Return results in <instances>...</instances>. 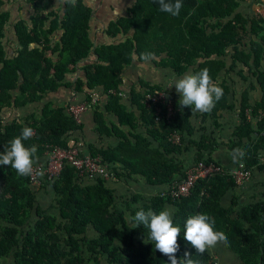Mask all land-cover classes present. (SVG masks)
Instances as JSON below:
<instances>
[{
	"label": "trees",
	"instance_id": "16d2710c",
	"mask_svg": "<svg viewBox=\"0 0 264 264\" xmlns=\"http://www.w3.org/2000/svg\"><path fill=\"white\" fill-rule=\"evenodd\" d=\"M58 1L28 0L34 15L30 21L15 23L18 43L8 51L4 39L12 15L5 10L6 0H0V153L24 127H30L34 136L24 144L37 147L36 164L44 162L47 150L57 147L77 149L84 156L78 143L71 142L82 132V124L65 107L44 102L59 88H70L73 84L68 76L82 67L84 76L76 81L75 92L85 93V101H90L89 92L101 88L107 97L104 108L101 103L90 107L96 132L115 134L120 139L118 145L107 149L90 145L91 157H100L115 180L141 176L150 186L163 189L147 199L140 195L121 197L118 208L107 179L80 177L68 164L55 181L43 183L42 190L51 192L54 202L46 210L39 204V191L32 187L30 177H20L14 169L0 166V264L8 259L13 264H170L148 240V229H133L126 219V214L134 216L141 207L158 214L166 206L177 209L173 221L181 229L178 259L189 252L195 264H215L208 251L198 255L183 236L188 217L207 214L215 221V230L227 235V247L239 256L241 264H264V202L237 209L234 198L226 208L223 198L238 187L230 171L200 181L188 197L176 200L169 195L190 167L199 163L217 165L213 153L220 146L230 155L237 148L244 151L243 171L264 173V96L255 106L244 97L240 123L227 142L206 135L187 141L194 135V112L180 108L179 99L173 95L175 114L168 118L162 107L156 120V109L149 108L145 99L163 88L141 82L145 92H132L140 118L129 111L124 96H120L123 71L134 60L144 62V53H153V60L160 59L159 66L179 76L207 68L213 82L224 91L214 109L205 113L218 127L222 113L233 109L230 88L219 80L221 72L230 74L239 64L248 66L252 56L253 67L258 68L264 59V18L260 13L249 17L240 11L243 4H258L260 0H183L178 17L161 12L154 0H136L128 16L111 23L108 30L109 36L122 35L125 39L95 49L89 36L91 9L82 0L75 6L64 2L63 8L55 9ZM59 31L62 36L53 43ZM250 37L248 51L245 45ZM92 57L96 61L85 64ZM229 57L232 63L227 67ZM256 72L264 92V74ZM40 104L41 113L31 112L24 119L15 114ZM106 113L114 114L117 123H107ZM141 125L147 130L145 135L136 133ZM123 127L131 130L128 135ZM174 134L180 136L179 144L172 141ZM153 141L158 142L157 148ZM190 147L196 152L195 162L186 168L179 155Z\"/></svg>",
	"mask_w": 264,
	"mask_h": 264
},
{
	"label": "crops",
	"instance_id": "0c3cea01",
	"mask_svg": "<svg viewBox=\"0 0 264 264\" xmlns=\"http://www.w3.org/2000/svg\"><path fill=\"white\" fill-rule=\"evenodd\" d=\"M83 3L91 9L92 16L89 23V36L94 44V49L103 44H112L116 39L120 41L125 39V36L117 35L113 38L108 35V30L111 23L118 21L121 18L128 16V10L132 8L136 0H82ZM65 0H60L56 3L55 9L63 8ZM5 10L11 12V21L7 25L5 31V44L8 51H13L17 46L18 40L14 31V25L19 20L30 21L34 10L28 0H6ZM261 10V11H260ZM263 10V11H262ZM242 15L252 16L254 13H260L264 18V0H260L258 4L255 2H247L240 8ZM61 16L63 14L61 13ZM62 36V31H59L53 37V43L59 41ZM246 41L245 48L249 51L250 40ZM34 47V46H33ZM160 59H151L149 61L138 62L134 60L122 73L123 86L121 87L124 95V102L128 106L129 111L133 112L136 117L140 118L141 111L138 106L132 102V92L144 93L145 89L142 88L141 82H146L152 86L163 88L164 91L170 93L175 98L180 99L173 86L175 79L182 76L177 75L170 68H163L157 64ZM253 56L248 66L239 64L234 72L228 73L222 71L220 74V82H224L230 88L229 102L233 105L232 110H228L222 113L218 119V127L214 126V121L209 117H205V114L194 112L191 117V122L194 127V135L187 137V141L199 140L202 136H211L219 142H227L231 139L234 130L240 123L239 113L244 101V97L247 98L248 103L251 106H255L259 103L264 92L258 82L259 70L264 74V59L261 60L258 68L253 67ZM96 61L95 57L89 58L85 64H90ZM232 63L231 57L227 59V67ZM77 73L69 75L68 81L72 82V86L67 88L65 86L59 88L56 92L50 93L44 100L45 103H52L54 106L65 107L72 101L83 102L86 100L87 95L85 93H76V81L79 77L84 76L82 67H79ZM191 73V72H189ZM172 87V88H171ZM97 93L100 96V103L102 108L107 101V97L104 95V90L99 88ZM43 104L27 106L16 112V116L20 114V118H25L30 115L31 112L36 111L41 113ZM106 122L117 123V118L114 114L106 113ZM9 116V115H8ZM206 118V119H205ZM82 132L75 134L72 137L71 142H77L78 147L84 153V156H91L90 145L95 148L115 147L120 143V139L117 135L111 136L100 135L96 132L97 124L94 119L93 110L90 108L84 114ZM126 135L131 131L129 128H121ZM146 128L140 126L137 129V134L145 135ZM154 148L159 146L158 142L153 141ZM195 150L194 148H188L184 150L180 155V160L183 161L186 168H189L195 162ZM213 159L217 165L221 166L224 170L235 172L241 171L242 168L239 164L232 162L230 152L226 147L220 146L219 149L213 153ZM108 187L114 190L115 196L118 200V208L121 207V197L126 198L128 196L140 195L144 198H149L161 192L163 188L150 186L146 179L141 176H134L132 180L118 181L114 178L108 180ZM238 202L237 209H241L242 206L249 205L257 202H264V173L257 170L251 172L250 178L242 185H238L233 190H230L222 200V204L228 208L231 206L233 199ZM53 195L46 190L39 191V204L42 208L48 210L54 203ZM209 255L213 258L214 263L220 264H241L239 256L230 250L227 245L217 244L215 248L208 250Z\"/></svg>",
	"mask_w": 264,
	"mask_h": 264
},
{
	"label": "clouds",
	"instance_id": "9594fccd",
	"mask_svg": "<svg viewBox=\"0 0 264 264\" xmlns=\"http://www.w3.org/2000/svg\"><path fill=\"white\" fill-rule=\"evenodd\" d=\"M65 2L75 6L77 0H65ZM154 3L159 5L161 12L173 17H178L183 7V0H154ZM153 55V53H144V61L151 60ZM172 87L180 97L178 101L180 108H190L191 112L201 114L210 113L224 95L223 89L213 82L207 68L196 73L184 74L181 78L175 79ZM33 136L34 130L24 127L21 134L11 139L8 146L0 153V166L14 169L20 177L32 176L34 166L39 159L38 149L35 145L26 147L24 141ZM231 155L234 164L243 166L245 153L242 149H234ZM40 174L43 175L42 172ZM176 211L174 207L166 206L157 214L151 209L146 211L141 207L134 216L126 214V219L132 224L133 229L140 226L148 229V240L153 242L156 251L167 257L170 264H195L189 252H185L183 258H177L181 229L174 225L173 217ZM183 236L200 256L215 248L217 244H228L227 235L223 231L215 230V221L207 214L188 217L184 224Z\"/></svg>",
	"mask_w": 264,
	"mask_h": 264
},
{
	"label": "built area",
	"instance_id": "2783aa9c",
	"mask_svg": "<svg viewBox=\"0 0 264 264\" xmlns=\"http://www.w3.org/2000/svg\"><path fill=\"white\" fill-rule=\"evenodd\" d=\"M120 96H124L123 93H120ZM89 100L83 102L72 101L66 106L67 113L78 124L83 123L84 114L91 106L100 104V96L97 91L89 92ZM145 104L149 108L154 107L156 109V120L160 119L159 114L162 112V107L166 108L168 118L175 114L172 96L166 91L157 90L148 94L145 99ZM172 141L179 144L180 136L174 134ZM68 164L79 172L80 177L104 178L107 180L114 178L108 171V167L103 165L104 163L100 157L82 156L77 149L67 150L57 147L46 151L43 163L35 164L34 172L30 176L32 187L36 191H40L44 181H55L62 173L65 165ZM41 172L43 175L40 174ZM221 172H224V169L216 164H196L186 171L185 177L180 182L175 183L171 187L169 195L172 199L176 200L188 197L196 184L202 180H209ZM231 174L237 185H242L251 176L250 171L243 170L231 172Z\"/></svg>",
	"mask_w": 264,
	"mask_h": 264
},
{
	"label": "rangeland",
	"instance_id": "374dc122",
	"mask_svg": "<svg viewBox=\"0 0 264 264\" xmlns=\"http://www.w3.org/2000/svg\"><path fill=\"white\" fill-rule=\"evenodd\" d=\"M261 11V10H260ZM263 11V10H262ZM20 112V111H19ZM19 116H20V114H19ZM4 264H13V262L10 260V259H8V260H4V262H3Z\"/></svg>",
	"mask_w": 264,
	"mask_h": 264
}]
</instances>
